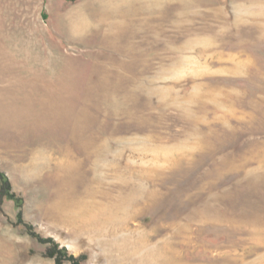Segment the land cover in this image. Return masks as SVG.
I'll return each instance as SVG.
<instances>
[{
  "label": "rangeland",
  "instance_id": "obj_1",
  "mask_svg": "<svg viewBox=\"0 0 264 264\" xmlns=\"http://www.w3.org/2000/svg\"><path fill=\"white\" fill-rule=\"evenodd\" d=\"M177 1L0 0V264H264V0Z\"/></svg>",
  "mask_w": 264,
  "mask_h": 264
},
{
  "label": "bare ground",
  "instance_id": "obj_2",
  "mask_svg": "<svg viewBox=\"0 0 264 264\" xmlns=\"http://www.w3.org/2000/svg\"><path fill=\"white\" fill-rule=\"evenodd\" d=\"M177 2H178L177 5L178 17H183L188 15L191 11H194L193 7L197 6L195 0H179ZM107 144L108 143L106 142L105 143L102 142L99 145L100 147L103 146L107 147L108 146ZM106 149H108V147ZM100 154L102 155V153ZM68 160L69 159L65 157L60 161L61 170H64L65 166H71L72 168L74 167V164L69 163ZM93 170L95 171L94 167ZM99 192L103 193V191L101 190V186H99L97 190L96 188H93L87 192V194L89 195V197H91V199L79 198L73 196L71 197L68 196L66 200L64 198L63 200L65 202L63 203L60 202L57 208L59 216L63 221H65L68 225H72L75 229L78 228L82 231L87 230V231H94L95 233L97 232L102 233L103 231H101V228L103 225H107L110 222L117 223L118 219L116 218L117 217L119 218V215L114 216V211H116V207L122 209L123 206H127L130 203L131 204L135 203V201L133 200L134 198L131 200L127 196L121 197L119 200L115 201L114 203L112 201V204L107 202H102L97 198ZM150 194L154 195L155 193H150ZM139 201L140 200L138 199L135 204H137ZM100 224H102L101 228L99 227ZM125 248H131V247L126 246L124 247V249ZM133 248H137V247L134 246ZM168 248L169 245H164L162 247V249L165 250ZM135 264H178V263L176 259H174L173 257L163 259L162 257H158L155 253H149V254L145 253L141 255V260Z\"/></svg>",
  "mask_w": 264,
  "mask_h": 264
},
{
  "label": "trees",
  "instance_id": "obj_3",
  "mask_svg": "<svg viewBox=\"0 0 264 264\" xmlns=\"http://www.w3.org/2000/svg\"><path fill=\"white\" fill-rule=\"evenodd\" d=\"M1 178H4V175H0ZM4 194H8L10 197L15 198V194L10 193L9 187L4 186V190L2 191Z\"/></svg>",
  "mask_w": 264,
  "mask_h": 264
}]
</instances>
